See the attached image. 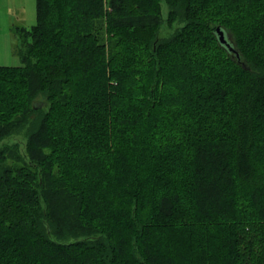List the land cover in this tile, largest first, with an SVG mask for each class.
Wrapping results in <instances>:
<instances>
[{
  "label": "trees",
  "instance_id": "1",
  "mask_svg": "<svg viewBox=\"0 0 264 264\" xmlns=\"http://www.w3.org/2000/svg\"><path fill=\"white\" fill-rule=\"evenodd\" d=\"M12 28L0 264H264V0H35Z\"/></svg>",
  "mask_w": 264,
  "mask_h": 264
},
{
  "label": "rangeland",
  "instance_id": "2",
  "mask_svg": "<svg viewBox=\"0 0 264 264\" xmlns=\"http://www.w3.org/2000/svg\"><path fill=\"white\" fill-rule=\"evenodd\" d=\"M165 11L166 7L163 5V14ZM33 23H35V0H32L30 4L26 0L24 6L17 4L9 12L0 11V65H17L20 63L18 55L13 52L14 46L18 43V38L12 26L30 27Z\"/></svg>",
  "mask_w": 264,
  "mask_h": 264
},
{
  "label": "water",
  "instance_id": "3",
  "mask_svg": "<svg viewBox=\"0 0 264 264\" xmlns=\"http://www.w3.org/2000/svg\"><path fill=\"white\" fill-rule=\"evenodd\" d=\"M215 33L219 43L223 45L225 48H227L228 51H231L237 55V51L235 50L233 45L229 42L228 35L224 31V29L218 25L215 27Z\"/></svg>",
  "mask_w": 264,
  "mask_h": 264
},
{
  "label": "crops",
  "instance_id": "4",
  "mask_svg": "<svg viewBox=\"0 0 264 264\" xmlns=\"http://www.w3.org/2000/svg\"><path fill=\"white\" fill-rule=\"evenodd\" d=\"M28 3H32V0H28ZM17 4L24 6L26 4V0H0V11L9 12V10L16 7ZM6 15L8 16V13H6Z\"/></svg>",
  "mask_w": 264,
  "mask_h": 264
}]
</instances>
